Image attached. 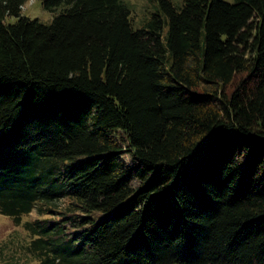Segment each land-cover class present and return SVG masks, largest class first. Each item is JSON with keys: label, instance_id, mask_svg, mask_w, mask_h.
I'll return each mask as SVG.
<instances>
[{"label": "trees", "instance_id": "16d2710c", "mask_svg": "<svg viewBox=\"0 0 264 264\" xmlns=\"http://www.w3.org/2000/svg\"><path fill=\"white\" fill-rule=\"evenodd\" d=\"M28 1L0 0V215L30 236L0 264H264V0H153L139 29Z\"/></svg>", "mask_w": 264, "mask_h": 264}, {"label": "rangeland", "instance_id": "374dc122", "mask_svg": "<svg viewBox=\"0 0 264 264\" xmlns=\"http://www.w3.org/2000/svg\"><path fill=\"white\" fill-rule=\"evenodd\" d=\"M175 7H180L183 0H170ZM228 3H233L235 0H225ZM131 11V23L133 29H139L143 26L151 13L157 10V3L153 0H125ZM22 15L31 19H37L43 23H49L52 20V13L43 10L39 0H30L22 7ZM14 19L9 18L8 22H13ZM167 27H164L163 34L165 36ZM129 161L127 157H124ZM38 216L36 212H31L28 216L22 217V224L25 221L36 220ZM11 241L10 248H15L17 244H27L30 241V236L23 229L22 225L14 226L12 220L6 216L0 215V245ZM36 262V261H35ZM32 264H37L32 263Z\"/></svg>", "mask_w": 264, "mask_h": 264}]
</instances>
